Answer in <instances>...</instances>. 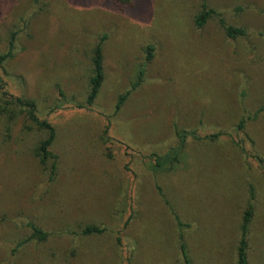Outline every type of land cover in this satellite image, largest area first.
I'll use <instances>...</instances> for the list:
<instances>
[{"label":"rangeland","instance_id":"1","mask_svg":"<svg viewBox=\"0 0 264 264\" xmlns=\"http://www.w3.org/2000/svg\"><path fill=\"white\" fill-rule=\"evenodd\" d=\"M206 1L247 34L226 37L217 17L196 30L200 0H134L126 11L110 0H0V54L16 34L0 81L54 127L57 162L52 176L53 159L35 154L45 134L24 114L9 122L0 101V264H184L168 206L188 225L192 264H235L251 191L248 264H264V0ZM102 37L104 81L87 106ZM149 44L142 83L115 112ZM177 131L199 139L161 170L154 157ZM30 223L47 241L14 250ZM87 225L104 232L80 235Z\"/></svg>","mask_w":264,"mask_h":264},{"label":"trees","instance_id":"2","mask_svg":"<svg viewBox=\"0 0 264 264\" xmlns=\"http://www.w3.org/2000/svg\"><path fill=\"white\" fill-rule=\"evenodd\" d=\"M110 2L112 6L119 11H126L134 7V0H110ZM215 17L219 19V23L222 26V29L224 30L226 37L230 39H234L237 37H244L247 34V31L245 29L234 27L233 25L227 24L224 21V18L221 16V14L214 8L210 7L207 4L206 0H200L199 9L196 12V14L193 16V23H194L195 29L202 30V28L212 18H215ZM15 35L16 34H13V33L11 34V37H9V40H8L6 52L0 54V66L5 61L11 59L14 55L13 51L15 48L14 47ZM104 40H105V37L100 38L97 44L95 45L94 49L92 50L91 76L89 77V91H88L87 98H86L87 106H91L94 103L102 87L103 81H104L103 48H102ZM144 53H145V63L138 70L136 80L132 84L131 90H128L126 93L118 97L117 103L115 105V112H118L121 109L129 93L132 90H135L142 83L144 72H145V65L150 63L151 60L154 58L155 46L153 44L147 45L144 49ZM0 84H1L0 85V101L4 105V109H5L8 121L13 122L18 114H24L26 118L32 123V125L37 130L42 131L45 134L44 139L41 140L39 144L37 145L35 154H36V157L39 159V162L42 165H46L48 162H50L53 159L52 165L50 167V173L53 176L56 171V167H57L56 156H54L50 151V148L54 142L55 135H56L54 127L47 120H43L38 117L36 113V106H35L34 101L27 99V98L18 97V96L9 94L5 90L4 88L5 86L2 83V81H0ZM243 124H244V120H241L240 123L238 124V129H242ZM188 136H191L194 139H199L192 132L186 133L185 131H177L178 144L175 147L171 148L163 156L154 157L156 167H158L161 170H167V171L171 170L172 164L177 162V157L180 154L181 150L183 149ZM215 137H217V135H210L205 139H212ZM252 201H253V194L251 191V194L249 197V203L241 215L238 239H237V244H236L235 251H234L235 252V264H248L249 233H250V225H251L252 218H253ZM167 202L168 201H166V203ZM168 207L170 209V213L173 216V219L178 228V243H179L178 248H179L180 256L184 264H192L188 246L184 240V234H183V228L185 226L184 222L179 219L173 207H170V206ZM127 225H128V221L125 227H127ZM28 226L31 229V235L28 238L20 241L17 244L16 248H14V250L19 249L22 245L28 243L31 240H36L39 242L47 241V238L49 236L48 232L40 229L39 227H37L36 225L32 223L28 224ZM103 232L104 230L100 228L99 226L87 225L79 231V234L82 236H88V235H100Z\"/></svg>","mask_w":264,"mask_h":264}]
</instances>
